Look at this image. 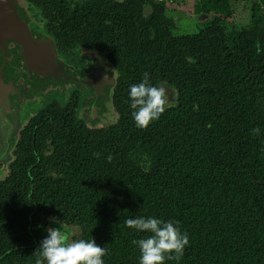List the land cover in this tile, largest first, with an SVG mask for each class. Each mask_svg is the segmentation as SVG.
Returning a JSON list of instances; mask_svg holds the SVG:
<instances>
[{
    "label": "trees",
    "instance_id": "trees-1",
    "mask_svg": "<svg viewBox=\"0 0 264 264\" xmlns=\"http://www.w3.org/2000/svg\"><path fill=\"white\" fill-rule=\"evenodd\" d=\"M171 1L103 6L114 23L110 40L126 38L123 62L132 66L126 82L148 73L149 80L177 83V106L147 128L136 127L131 109L125 129H110L115 137L100 145L88 139L61 155L40 212L32 213L26 199L0 213V254L24 238H45L46 222L55 217L75 232L72 240L94 238L106 247L105 264H139L132 241L149 234L124 221L153 216L176 222L189 237L183 256L165 264H264V53L256 51L257 43L264 47V0H249L248 21L239 20L233 0H195L192 11L210 17L187 37L171 32ZM73 3L57 0L59 28L89 32L90 3ZM59 143L57 155L66 149ZM27 253H11L3 263L16 264L18 256L17 264H36Z\"/></svg>",
    "mask_w": 264,
    "mask_h": 264
},
{
    "label": "flooded vegetation",
    "instance_id": "flooded-vegetation-1",
    "mask_svg": "<svg viewBox=\"0 0 264 264\" xmlns=\"http://www.w3.org/2000/svg\"><path fill=\"white\" fill-rule=\"evenodd\" d=\"M15 1L20 18L27 22L28 32L31 31L35 38L43 41L51 36L55 48H58L59 59L66 58L64 60L68 63L70 74L67 95L63 92L57 94L53 81L49 83V88L46 87L42 70L37 68L36 72L34 66L35 61H41V56L28 55L27 59L32 64L30 68L17 41L8 37L7 31L3 33L7 25L0 20V110H7L16 118L9 128L18 129L16 139L14 140L15 136L10 138L11 142L15 141L10 154H0V213L7 212L8 208H20L26 199L32 203V213H38L40 205H46L49 196L46 194L47 188L57 179V161L61 155L69 152L73 145L82 144L88 139L95 145H100L103 140L108 141L115 137V134L110 133V129L115 126L125 129L124 116L131 111L129 88L135 82H126L129 80L125 78V73L128 72L126 67H132L131 63L128 65L123 62L121 48L126 38L116 36L110 40L109 34L114 23L109 21V7L103 6L105 0H100L101 6L93 4L96 0H81L90 3L87 33H84L83 26L80 27L81 30L73 26L70 31L59 28L57 0ZM78 2L80 0H74L75 7ZM170 3L166 12L174 36H194L205 29V22L199 24L200 21L195 20L197 14L192 11L193 5L182 7L181 3ZM150 10V6L145 7V17ZM99 11L102 13H98ZM61 30L64 31L63 35L73 37L72 43L60 33ZM181 73L176 71L174 75L180 79L183 76ZM150 82L159 86H171L177 92L178 103L179 84L156 76ZM85 96L91 100L90 105L95 101L91 107L97 111L93 114L106 116L111 120L98 127L79 120L77 114ZM166 100V110L162 115H167L168 109L173 108L168 104L167 96ZM105 101H110V104L103 107ZM1 127L0 125V129ZM59 141L66 149L57 155ZM8 204L9 207L6 206ZM46 223L49 228L56 224L50 218ZM43 239L36 236L22 239V244L17 248H10L0 254V264H4L5 259L8 261L11 253L28 251L26 258L34 256ZM15 260L16 264L20 261L18 256Z\"/></svg>",
    "mask_w": 264,
    "mask_h": 264
},
{
    "label": "clouds",
    "instance_id": "clouds-1",
    "mask_svg": "<svg viewBox=\"0 0 264 264\" xmlns=\"http://www.w3.org/2000/svg\"><path fill=\"white\" fill-rule=\"evenodd\" d=\"M256 51L258 54L264 53V47L257 43ZM128 94L131 115L138 128H147L152 122L159 120L166 110V90L152 84L148 73L144 74L139 83L130 86ZM252 131L258 135L260 129ZM50 220L61 226L47 230V236L34 253L37 256L36 264H105L106 247L97 244L94 238L70 240L63 221L55 217ZM124 223L138 233L149 234L132 241L140 252L139 264H165L167 260H179L189 245L188 235L172 220L137 216L126 219Z\"/></svg>",
    "mask_w": 264,
    "mask_h": 264
},
{
    "label": "water",
    "instance_id": "water-1",
    "mask_svg": "<svg viewBox=\"0 0 264 264\" xmlns=\"http://www.w3.org/2000/svg\"><path fill=\"white\" fill-rule=\"evenodd\" d=\"M16 1L15 0H0V20H2L6 25L7 29L4 30V34L6 31L8 32V37L13 38L19 44L21 48V52L24 53V57H26V64L32 68V64L28 61V55H40L41 61L32 60L35 63V71L38 72L37 68H39L42 75V79L46 80V87L49 88V83L54 82V89H57V94L63 92L67 95L66 88L67 82L70 78L68 63L66 58L59 59L58 56V48H55L54 40L51 36H47L45 41L39 40L34 37V35L28 32L27 22H23L19 16V13L16 9ZM209 15H197L195 16L196 20L200 22H204L209 19ZM57 49V50H56ZM52 82V83H53ZM162 87L166 90V96L168 97V104L170 106H175L177 92L173 90L171 86L163 85ZM91 100H88L85 96L81 101V108L77 114V118L81 121L87 122L88 125L98 127L101 124H104L106 121L110 120L106 116H98L93 114L97 111V109L92 108V104H95V101L90 105ZM105 105L103 107L108 106L110 101H105ZM107 107L105 108V110ZM90 114V115H89ZM92 114V115H91ZM16 119L14 116L10 115L7 110H0V154L3 152L8 153L11 152L12 146L15 143L16 135L18 133V129H10L9 126L13 125V121ZM18 122L15 123L17 125ZM8 127V129H7ZM14 137L13 141H10V138ZM64 224V223H63ZM61 225L56 223L52 228H58ZM64 230L66 234L69 236L70 240L75 235V232L66 224H64Z\"/></svg>",
    "mask_w": 264,
    "mask_h": 264
},
{
    "label": "rangeland",
    "instance_id": "rangeland-1",
    "mask_svg": "<svg viewBox=\"0 0 264 264\" xmlns=\"http://www.w3.org/2000/svg\"><path fill=\"white\" fill-rule=\"evenodd\" d=\"M173 1H176V3L174 4L181 3L182 7H185V6H192L194 0H173ZM233 3L235 8L237 9V15L239 17V20L246 21L247 18H249L250 16L249 0H233ZM199 24H202V22H199Z\"/></svg>",
    "mask_w": 264,
    "mask_h": 264
}]
</instances>
